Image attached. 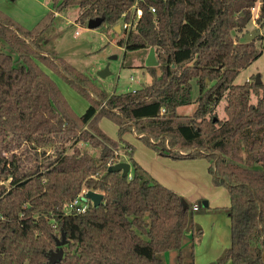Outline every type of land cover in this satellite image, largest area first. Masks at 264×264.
Wrapping results in <instances>:
<instances>
[{"label":"trees","instance_id":"trees-1","mask_svg":"<svg viewBox=\"0 0 264 264\" xmlns=\"http://www.w3.org/2000/svg\"><path fill=\"white\" fill-rule=\"evenodd\" d=\"M259 1L264 29V0H51L31 29L0 10V264H52L63 234L64 256L55 264H165L169 250L178 264H196L194 248L189 262L183 252L187 235L194 242L202 233L192 204L134 159L128 130L161 155L208 159L213 183L232 195L233 244L216 264H264V82H234L264 55V33L247 43L239 35ZM135 5L142 15L118 43L154 47L159 62L147 67L152 79L139 89L107 93L96 77L43 48L56 12L78 6L79 22L100 17L110 30ZM44 65L88 98L83 114ZM223 98L225 116L218 117ZM192 103L193 114L178 113ZM102 118L119 126L117 139L101 129ZM82 141L98 154L79 147ZM45 146L53 152L39 151ZM119 147L131 165L126 176L109 170L127 161ZM24 148L28 154L18 155ZM90 190L104 194L100 207L88 200L85 212L65 213Z\"/></svg>","mask_w":264,"mask_h":264},{"label":"rangeland","instance_id":"rangeland-1","mask_svg":"<svg viewBox=\"0 0 264 264\" xmlns=\"http://www.w3.org/2000/svg\"><path fill=\"white\" fill-rule=\"evenodd\" d=\"M49 2L50 0H0V10L13 17L17 22H20L21 25L31 27L35 26L36 22L48 13L46 6ZM259 2L256 4V10L252 12V21L248 25L247 30L260 29L259 35H262L264 29L256 21ZM79 12L80 8L78 6L68 7L56 12L54 24L43 35L44 39L42 43L44 44L43 48L45 51L55 55L58 59L61 58L67 61L74 68L87 74L89 77H96V83L110 94H120L139 89L151 81L152 77L147 71L146 66L150 49L126 50L125 46H120L118 43L125 35L121 30H116L115 28L108 30L105 26L93 29L89 28L77 20ZM243 33L239 34L240 37ZM257 43L261 44L260 41ZM13 55H16V53L14 52ZM43 68L56 82L73 110L77 114H83L90 104L88 98L71 86L60 73L51 70L45 65ZM106 68L108 69V73L105 77L98 75L101 70ZM257 76H260L264 82L263 54L258 55L247 68L242 69L234 82L236 84H243L246 81L255 79ZM193 95L194 97L197 96V87H194ZM253 100H255V97H253ZM225 103V99L223 98L215 106V113L218 117L225 116ZM196 107V103L182 106L178 109V113L190 115L194 113ZM99 126L110 137L114 139L118 138L119 126L114 121L102 118L99 121ZM123 137L126 141L133 144L134 151L139 152L140 158L148 159L158 169L159 174L169 177L173 182H177L180 185L178 188L186 192L185 194H189L186 195V198L192 203L194 221L196 227L202 229V233L196 235L194 242L191 239V233L185 238L183 252L186 261H191L190 254L192 248H194L196 264L217 263L224 251L233 244V221L228 207V194L231 192L225 186H216L213 183L209 167H200L204 163L210 165V161L206 158L175 159L170 156L161 155L147 146L136 135L134 136L131 130L126 131ZM77 145L93 154H98L99 150L86 142L82 141ZM139 147L142 148L141 151H138ZM16 151L18 155H22L23 157L28 154L27 148ZM39 151L52 153L53 147H40ZM68 151L71 152L72 149L68 148ZM118 151L122 156V160L128 161L123 148L119 147ZM151 151L156 152V155L158 154L159 156L157 155L153 159ZM241 154L245 155V151H242ZM163 159L176 160L178 164H171ZM25 162L30 163L29 159H26ZM201 188H205V192L211 196L212 202L209 208L199 206L198 204L199 201H204L206 198L198 197L196 200L191 198L195 192L202 193ZM221 189H224L223 193H219ZM189 190L194 191L193 193H189ZM195 206H197V209H195ZM162 258L165 264H178L177 251L175 250L164 252Z\"/></svg>","mask_w":264,"mask_h":264},{"label":"water","instance_id":"water-1","mask_svg":"<svg viewBox=\"0 0 264 264\" xmlns=\"http://www.w3.org/2000/svg\"><path fill=\"white\" fill-rule=\"evenodd\" d=\"M103 20L104 19L100 18V17L96 18V19H90L87 26L89 28H92V29L97 28L102 24ZM115 29L120 30L119 25H117L115 27ZM259 34H260V29L247 30L241 36L240 42L241 43L250 42V41L254 40ZM157 65H159V62L157 61V58H156L155 48L152 47V48H150V52H149V55H148L147 60H146V66L151 67V66H157ZM107 73H108V69L106 68V69L101 70L98 75H100L101 77H105L107 75ZM261 82H262L261 77L257 76L256 77V83H261ZM130 169H131V165H130L129 161L117 162V163L111 165L109 168L110 171H115V172L122 171L123 176L128 175L130 172ZM84 200L85 201L90 200V201H92V203L95 207H100L102 201L104 200V194L101 192L90 190V191H87L85 193ZM198 204H199V206L207 207L208 201H206V200L199 201ZM65 243H66V239H65V235L63 234L62 240L57 239L58 248L50 255V262L52 264H55L57 261H59L63 258V256H64L63 246ZM213 264H216V263H213Z\"/></svg>","mask_w":264,"mask_h":264},{"label":"crops","instance_id":"crops-1","mask_svg":"<svg viewBox=\"0 0 264 264\" xmlns=\"http://www.w3.org/2000/svg\"><path fill=\"white\" fill-rule=\"evenodd\" d=\"M259 7H261V2H260V5H259ZM46 8H48V11L49 10H51L52 9V5H51V0H50V2L47 4V6H46ZM13 18V17H12ZM15 20V19H14ZM40 21V20H39ZM38 21V22H39ZM38 22H36V24L38 23ZM20 23V22H19ZM24 24V23H23ZM27 25V24H26ZM22 26H24V25H22ZM25 28H28V29H31L32 27H34V26H31V27H29V26H24ZM133 133H134V136L136 135L138 138H139V135L138 134H136L135 133V131L133 130L132 131ZM141 147H139L138 148V151H141ZM145 151V150H144ZM151 153L153 154L152 155V158L154 159V157H157V155H156V152H154V151H151ZM159 156V155H158ZM133 157H134V159L144 168V169H146L149 173H150V175L152 176V177H154L156 180H158L160 183H162L163 185H167L166 187H168V188H170V189H172L173 191H175V192H177V193H179L180 195H182V196H184L185 198L187 197L186 195H189L188 193L187 194H185L186 192H184V191H182V190H180V188H178V187H180V185L177 183V182H173V180L172 179H170L169 177H167V176H165V175H161V174H159V172L157 171L158 169L155 167V165L152 163V162H149V160L148 159H146V158H140L139 157V152H137V151H134V153H133ZM163 160H165V161H167V162H169V163H171V164H178V163H176V162H178V161H176V160H169V159H163ZM184 161V160H183ZM194 161H196V160H194ZM181 162V161H180ZM184 162H187V161H184ZM197 162H200V161H197ZM203 166H204V168H206V167H209V165H208V163H204V165H200V167H202L203 168ZM179 182V181H178ZM209 184V183H208ZM193 191L194 190H189V193H193ZM201 191H202V193H196L195 192V194H193L192 196H191V198L192 199H194V200H196L198 197H204V198H206V201H208V208L209 207H211V196L209 195V194H207L205 191V188H201ZM216 192V191H215ZM219 192V191H218ZM224 192V189H221V191L219 192V193H223ZM217 193V192H216ZM228 197H229V205H228V207H230L231 206V204H232V195L231 194H228ZM189 202H190V200L188 199V198H186ZM191 203V202H190ZM194 203H196V202H194ZM192 204V203H191Z\"/></svg>","mask_w":264,"mask_h":264},{"label":"built area","instance_id":"built-area-1","mask_svg":"<svg viewBox=\"0 0 264 264\" xmlns=\"http://www.w3.org/2000/svg\"><path fill=\"white\" fill-rule=\"evenodd\" d=\"M259 4H260V2H259ZM256 7L257 6H255L253 8V12H254V10H256ZM258 10L259 11L257 12V14L259 15L260 7ZM152 11H155V8H152ZM141 15H142V10L140 8H136V5H135L133 10L131 11V14H130V17L128 18V20H125V18H124L121 21V23L119 25L121 27L120 30L125 34L123 36L124 38H127L129 33L132 30H135L137 22H138L139 18L141 17ZM124 16H125V14H124ZM130 178H131V176H130ZM87 209H88V203L84 200L83 195L78 196L73 201H71L65 205V213L66 214L85 212ZM195 209H197V206H195Z\"/></svg>","mask_w":264,"mask_h":264},{"label":"flooded vegetation","instance_id":"flooded-vegetation-1","mask_svg":"<svg viewBox=\"0 0 264 264\" xmlns=\"http://www.w3.org/2000/svg\"><path fill=\"white\" fill-rule=\"evenodd\" d=\"M246 31H247V29H246ZM246 31H245V32H246ZM243 34H244V33H243Z\"/></svg>","mask_w":264,"mask_h":264}]
</instances>
